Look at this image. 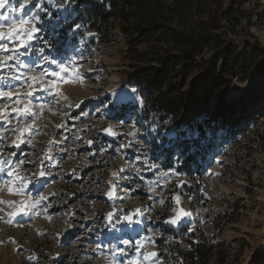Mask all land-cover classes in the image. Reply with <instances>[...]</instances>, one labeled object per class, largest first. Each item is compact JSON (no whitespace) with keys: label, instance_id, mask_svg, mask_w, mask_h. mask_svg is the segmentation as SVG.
Listing matches in <instances>:
<instances>
[{"label":"rangeland","instance_id":"rangeland-1","mask_svg":"<svg viewBox=\"0 0 264 264\" xmlns=\"http://www.w3.org/2000/svg\"><path fill=\"white\" fill-rule=\"evenodd\" d=\"M236 1L238 24L234 33L223 28L222 40L238 54L249 45L264 55V0ZM23 2L9 0L0 9L9 21L0 23L30 19L41 0L9 11ZM42 6L41 40L24 59L39 63L55 51L82 79L38 89L35 116L0 121V199H21L2 186L11 170L28 181L26 198L45 197L11 223L7 213L15 209L0 204V264H189L195 245L194 264H264V75L232 79L219 105L223 119L208 124L217 97L201 102L206 82L194 70L174 80L182 82L186 107L164 115L155 103L160 81L130 67L118 20L94 27L85 14L74 20L81 9L70 0ZM210 57L207 50L196 61ZM41 67L56 70L41 64L36 72ZM17 120L34 124L19 147L11 143ZM180 210L188 215L166 222Z\"/></svg>","mask_w":264,"mask_h":264},{"label":"trees","instance_id":"trees-1","mask_svg":"<svg viewBox=\"0 0 264 264\" xmlns=\"http://www.w3.org/2000/svg\"><path fill=\"white\" fill-rule=\"evenodd\" d=\"M74 3L81 9L74 20L85 14L94 27H105L111 18L118 20L127 32L130 67L138 75L155 76L160 81L155 103L164 115L177 117L186 107L180 92L182 82L174 80H183L194 70L200 69L206 82L201 102L207 104L217 97L208 124L223 119L219 105L232 79L249 72L264 75V55L257 46L247 45L246 51L238 54L222 40L221 30L228 28L234 33L238 24L240 6L236 0H230L228 7L224 0H70ZM64 21L74 24L70 18ZM207 50L211 57L198 64L196 56ZM185 159L194 161L188 153ZM197 251L195 245L187 253L189 264H194Z\"/></svg>","mask_w":264,"mask_h":264},{"label":"snow or ice","instance_id":"snow-or-ice-1","mask_svg":"<svg viewBox=\"0 0 264 264\" xmlns=\"http://www.w3.org/2000/svg\"><path fill=\"white\" fill-rule=\"evenodd\" d=\"M51 2V0H49ZM32 3V0H24L23 3L19 4V8H10L9 11H23L28 4ZM9 0H0V9H5L8 6ZM37 10L30 19H12L10 23H0V84L4 87L0 88V100L4 103L0 106V121L6 125H11L12 121L17 117L24 116H35L33 111L34 106L31 98L34 93L39 89L41 91L56 90L59 83H70L75 82L78 79H82L75 67L72 66V61L66 60L65 58L57 59L50 57L49 55H42L40 62H33L30 64L28 60L24 59L29 56V50L34 49V42L41 40L40 33L43 31L41 27H38L40 23L39 12L45 11L41 2L35 4ZM31 11V10H30ZM0 21L8 22V12H0ZM79 27V26H77ZM44 43L43 41H41ZM48 44L44 43L39 49L40 53L45 51V47ZM41 64L55 65L56 70L49 71L47 68L41 67L39 72H36V68ZM26 68L27 72H20L19 69ZM32 73H35L33 75ZM66 74H72L71 79H66ZM51 77L54 79H48L45 83V77ZM12 81H22L19 86H14ZM27 89V91H21V89ZM135 91V90H133ZM124 98L117 101L122 103ZM42 108V106H40ZM14 114V115H10ZM34 124H26L22 126V122L17 120V123L12 128L15 139L12 140V144L19 147L20 143L24 142V136L31 131ZM8 129L5 128V131ZM110 132V129H105ZM19 133V135H16ZM3 133H0V139H3ZM22 163V162H21ZM0 168V171H3ZM7 175L11 177L9 180L3 181V187H7L8 193L21 197L19 201H5L0 199V204H7L15 210L7 213L9 216L8 223L12 222V218L17 215L25 214L30 208L34 207L35 204L39 203V200L45 199L41 196L39 200L33 202L30 198L25 197V189L28 186V181L25 180L18 172L11 170L7 172ZM40 175L44 173L41 171ZM111 195V193H109ZM178 201V197L176 198ZM111 215V214H110ZM188 215L183 210L177 211L176 215L167 223L177 224L182 216ZM131 217H125V220L131 221ZM123 243L128 244L129 241L125 240ZM140 245L141 241H137ZM121 251H123L121 249ZM156 254L146 253L145 259L154 257ZM135 264V261L132 262Z\"/></svg>","mask_w":264,"mask_h":264},{"label":"built area","instance_id":"built-area-1","mask_svg":"<svg viewBox=\"0 0 264 264\" xmlns=\"http://www.w3.org/2000/svg\"><path fill=\"white\" fill-rule=\"evenodd\" d=\"M53 53H52V55H50V57H55L54 55H55V51H52ZM56 55H57V52H56Z\"/></svg>","mask_w":264,"mask_h":264}]
</instances>
